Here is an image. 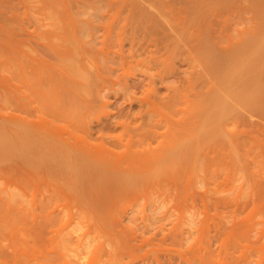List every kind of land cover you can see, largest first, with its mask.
Masks as SVG:
<instances>
[{
	"label": "rangeland",
	"instance_id": "1",
	"mask_svg": "<svg viewBox=\"0 0 264 264\" xmlns=\"http://www.w3.org/2000/svg\"><path fill=\"white\" fill-rule=\"evenodd\" d=\"M184 1L185 4L183 3ZM184 1L0 0V115L2 113L1 116H3L0 118V129L2 128L1 130L3 131H0V136L2 135V141L0 140V143L3 142V144H0L1 244H36V235L32 230L33 221L31 220L34 213L33 211H37L39 213L40 209L38 206L41 202L42 195H49V193L55 189L57 191V195L52 193L55 200L51 196V198H53L51 202L53 203H51L50 206L52 208H55L56 205L53 204L58 203L57 206H60V208L58 207L59 210L56 209L57 207L55 208L56 211H59V214L58 211L56 212V217H59V221L55 218L54 224L56 225V228H58L59 226H61L62 222L64 223V227L69 223L67 227L68 232L67 228H65V233H68V236L70 234L72 237L75 236L76 239L75 237L74 239L77 243L79 242L77 241L78 234L80 235L82 232H85L84 230L88 229V233H86L90 236V231L92 232L94 230V232L91 233V235H94L96 225L98 226L100 224L97 219L107 215V219H109L112 213L115 214H112V216H121V224L123 225V227L127 231L136 230L138 232L136 233L139 235V237L148 236L153 231H155V228L153 227H155V224H157L156 222L159 218L158 216H163L162 214L173 216L170 220L164 222L166 225L170 222L175 221V219L177 218L175 216L179 215L182 217V220H176V222L173 223L176 225V227L177 225H179V227H182V229L184 230L181 231L184 234L182 240V243H184V247H181L177 242V244H179L178 247H181V250L184 249L182 254H187L188 248H193L196 245L197 247L195 249L201 247L203 250V247L205 246L204 243L208 242V240L206 241L207 238H205L207 234H210L209 236L212 237L211 233L216 232L217 230L214 229V226L216 225L215 228H219L225 222L223 226L226 225L227 227L222 226V228L220 229L221 233H219L218 236H215V233H213L214 240L213 238H210V240H213V242L211 241V247L217 249L219 246V249L221 248V243L219 244L218 242H221V237H224V235H228L227 230H229V227L231 226L232 232L229 238L232 245L231 253L233 254L231 255L230 259L233 260L230 261L229 259V261L227 262H234V264H236L235 262L238 261L239 255L241 256L240 259H242V255L248 253V255H245L247 256V258L243 257L244 260L246 259V263L248 260V264H264V133L251 135L250 138L247 139L246 144L240 145H236V143L234 144L233 140L231 142V140L227 138L228 135L223 134L226 135L225 141H227L228 139L230 141H228L230 144L224 142L222 138L223 142L227 143L228 145L225 144L223 148L217 147L218 149H213L214 151H211V149L209 151L210 153H206V151H204L202 147L199 146L201 150L198 154L197 148L195 149V146H193L195 145V142L193 143L190 139L189 141L191 142L189 143V141L187 140L188 135L184 136V142L187 143L188 141L189 145L191 144L190 147H188L189 149H182V151L181 148H179L181 146H176L175 148L173 145L174 142L176 144L178 143V145L181 142H179L180 139H178V142L176 141L177 137H179L180 134L178 133L176 135H173V133H171V129L170 131L165 133L164 136L157 137L156 140H154V142L152 141L151 143L153 147L149 155L153 159L161 156L162 158L160 157V159H158V162L155 161V159L154 161L150 162L139 160L134 163V165L147 164L150 167L148 171L150 175L144 173V175H146L141 180L143 184L141 182L140 184L138 182L139 185L135 184L139 188H129L128 185H133L132 180H130V183H128L129 181L124 182L122 179V181L118 179L114 180L117 182V186L120 185V181L121 184L124 183V185L121 189L122 195L120 197V200L113 206V208L115 207V209H112L111 211H109V209H106L107 206L105 207L106 204H104L112 196L111 192H107L108 190L106 188L108 185H110L112 188L113 186L116 187V182L112 184L113 181L109 182V180H107L105 183L104 181L102 183L99 180H96L97 182L95 180H90L86 183L78 180V182H75L76 184L72 182L73 184L71 183V185H69L70 183L65 184L63 180H58L55 177V180L53 179V177L50 178L49 174L47 175V177L45 176V165L47 164L46 162H49L50 160H47L45 162L43 158L49 155V151H46L47 148H45V151L47 152V154L45 153V155L42 151V149L44 148L41 149V147L43 146L41 144H43L44 142L43 138H45L46 136L42 135L43 142L40 143L38 140L39 136L34 135L37 133V128L35 127L36 122H40V124L38 123V126H42L41 121H45L43 124L47 123L46 125L50 127L53 123L54 126L52 125V130L56 126H59V124H61L62 126H66V128L62 126L59 127L61 129L64 128L61 130L60 135L67 136L69 133H72V137L74 138L75 132L73 130L75 127L73 126L74 123L78 125L80 124V122L76 121V117L78 113L82 111L81 102L83 99L89 96L90 91L88 90V87L91 85V82H93L94 79L99 81V74L104 73V71L108 67V63L106 62V58L108 57L106 53H111L108 56H111V59H109L112 60V55L114 53L113 51L118 48V45L120 43V39L118 37V29L121 28L120 25L122 26L124 25L125 21H128L126 23V26L124 27V30H126V32L124 31V33H121L120 31V37H123L121 40L124 52L128 54L131 49L130 36L134 30L138 29V27L139 29L141 28V25L139 26V24H142L144 27L149 26L150 28L153 25L151 29H153V31H156L157 33L153 31H150V33H156L155 35H158L161 28L158 29V27L160 26H157V23L161 21L163 22L170 16V12L168 11L169 9L167 6H171L172 9L175 8L177 10H180L183 5H185L186 7L188 6L189 8L191 0ZM188 1L189 3L187 4ZM207 1L208 0H204L203 3H201L204 4L205 7H207L206 11H208V8L211 7L212 4L214 5L212 1ZM233 1L235 0H231L230 2ZM236 1H239L240 3V0ZM236 1L235 3H232L234 4V6L235 4L237 7L238 5H242L241 3H236ZM248 1H251L252 3L258 2L257 4H261L259 6V8H261V11L259 10V13H257L256 9L251 8L253 6H257V4L252 3L251 5H249L246 12H244V8V10H240L242 6L238 7L239 11L236 10V7V11L232 12H228L226 6H224L226 10L224 11L223 8L222 15H220V18H223L224 20L222 21L221 19H219V21L221 25L225 24L224 26L226 31L225 35H222V39L220 38L221 41L219 45H214L215 48H221V46L225 44L227 37H231L233 40H236L241 29L247 26L249 27L250 25H252V23L255 22V20L257 21L259 18L262 19V21L259 19L258 22L254 24H257L259 26L261 23H263L261 24V29L263 30L260 29V31L264 32V16H262L264 14V1L261 0V2L260 0H245L244 2H246V5L244 6H248ZM206 3L212 4L207 5ZM256 8L259 9L258 6ZM224 12L228 17H226V14H224ZM254 12H256L257 15ZM162 13L165 16H163ZM254 14L256 16L253 17ZM257 16H259L258 19L256 18ZM110 20L111 23L114 22L113 26H110L111 23L107 22ZM222 22L225 23L223 24ZM154 23H156V25ZM106 24H109V30L111 31H106L107 35L105 34L106 27H104V25L108 26ZM154 25L157 27H155ZM143 26L142 28H144ZM146 29L147 28H144L145 31L149 32L150 29ZM248 36L251 35L247 34L245 38H248ZM206 38L208 37L204 34V42L205 40L207 41ZM55 47L57 48V50L60 49L61 54L64 55H59L60 50L58 51L59 53H54L53 49L56 50ZM198 48L193 50L192 53H198ZM64 51H66V54L64 53ZM137 53H139L140 55H137L138 58L141 59L145 58V53L147 52L138 51ZM175 60L176 61L174 62V64L176 65V67H178L177 69H179V75L176 74L170 76L169 78H167V83L175 82L179 76L189 74V71L192 69H190L189 63L181 62L179 58H176ZM135 64L134 66L132 65L130 67L132 70L128 68L129 70H127L124 74L126 75V77L128 76L130 81L142 79L143 75L141 73H143V70L141 68L143 65H147V63L145 62L138 64L137 66ZM36 65L38 67H36ZM119 71L120 70H117L116 72ZM122 71L123 70H121L120 72ZM74 81L80 83L76 86L77 88H75L74 86ZM141 86L139 87V89H137L138 96L142 95L143 86ZM64 88L66 91H68V88L72 89L73 92L71 91L72 94L69 97L71 101L67 96H65L63 99L57 98L58 90ZM164 92H167V90L161 88L160 94H163ZM207 97L208 95H205L204 98H201V100L203 99L201 101V104L205 106L206 109H202L200 111V115H202L203 119L199 115V126L196 125L197 130L195 129L197 133H199L198 136L194 130V132L196 133L195 136H197V138L205 137V135H207L205 138H210V133L208 132V129L206 130L207 122L205 120L207 117L205 116L206 114H204L206 113L205 110L208 111L206 105L209 97L208 99ZM110 98L114 99L112 95L110 96ZM122 98L123 96H120L119 98L113 100L112 105L109 106V109L114 110L117 109L115 108V106H125L126 109L130 108L129 110H132V112H130L134 114L141 108L139 102L136 101L130 106V104L125 101L124 98ZM197 102L199 101L196 100V103ZM57 109H59V111H62V115H60V118L54 112V110L56 111ZM100 109L103 110L102 108H97V111L95 113L93 112L92 114V116L95 117L97 115L98 117L102 115V119H99L98 121L94 118V121L92 122L93 125H95L94 131L92 133L90 132L91 135L90 137H88V140L94 142L103 138L107 141L110 139L109 136L113 134L123 136L126 140V138L129 136H126L122 132L120 126L115 125L116 127H113V124L115 123L111 122V118L109 119L105 117L106 115L101 114L100 112L102 111ZM98 110L100 111L98 112ZM52 111L55 114H53ZM159 112H164L165 114L166 110L161 108L159 109ZM12 114H14L13 116L16 120H14ZM53 115H57L58 119ZM92 116L89 119H93ZM158 116L160 117V115ZM19 118L23 122H20L21 120ZM44 118H46V120ZM47 119H49V121H47ZM26 122L27 126L25 125ZM101 123L107 124L109 126V128H106L107 130H103L102 133L98 128H96L98 127V124ZM28 125L31 127H29ZM230 127L234 128L233 131L238 133L241 130V125H239L238 123L233 126L231 125ZM57 128L55 129L57 130ZM43 129L45 128H42V130ZM55 129L54 131H56ZM10 131H12L11 134ZM79 131H76L77 134L79 133ZM13 132H16L17 134L15 133L16 136L12 138ZM30 132H33L34 134ZM2 133H4L6 136ZM31 134L32 136H29ZM214 134L213 137L215 136ZM3 136L4 139L6 138V142L9 140V143H7V147L6 145H4L5 141H3ZM34 136H36V138ZM181 136L183 135L181 134ZM220 136H222V134ZM33 139H35L34 142L32 141ZM37 140L41 146L38 145V143L35 144ZM194 140L196 141V139ZM204 140L205 139L203 138V141ZM12 141L14 143H12ZM199 141L200 142H197L199 143L198 145L201 144L202 140ZM35 151L37 152L35 153ZM196 152L197 156L200 157L204 152V156H202L201 159L199 157V161L194 162L192 157H194ZM40 153H43L44 157L43 155L39 156L41 155ZM192 154L194 155L192 156ZM207 156L209 159L208 161L206 160ZM39 157L41 160H43L41 161ZM189 158L191 160H189ZM203 158L207 162H203ZM51 159V161L54 160L53 157ZM43 161L45 165L42 164ZM147 165H145L146 168ZM46 166H48V164ZM50 166L53 167V164ZM48 168L50 167H47V170ZM51 171L53 172V170ZM51 171L48 173L51 174ZM34 176H38V178H40L41 180H45V176L47 180H45L46 182L44 180V182L40 181V179L36 180V177ZM42 176L43 178H41ZM31 177L34 178V181H37L38 186H34L35 183H33ZM26 178L31 182H27ZM47 182L50 184L47 185ZM27 183H29V186L27 185ZM32 186L35 188H33ZM111 187L108 186L109 191L112 189ZM92 189L95 190L93 193L91 192ZM95 192L96 195H100L102 193L100 195V198L103 199L104 208H99L100 206L98 207V205L96 206L97 203L93 196L95 195ZM60 211H62L63 213H60ZM70 211L71 213H69ZM143 212L149 215V221L150 215L151 217H155L156 221L153 220V223L155 222V224L151 223L153 218H151L150 222H147V220L146 222H143L142 220L140 221L139 217L137 220H133L132 216L141 214ZM69 214L71 220L74 217V222H66L69 219ZM71 214H73V217ZM184 216L186 219L189 218V223L190 218L192 220L194 216H199V219L200 217H207L205 222H202V227H199L200 229H202V231L209 229L207 231H204L205 234L206 232L207 234L205 235L198 228V226L201 224L200 223L198 225V223L201 221H195L196 225H191L190 229V224L195 222L191 221V223H188V225V220L186 221L184 219ZM211 217L214 218V220H212ZM61 218L63 219L62 222ZM104 218L105 217H103L102 219ZM196 218L198 219V217ZM104 220H106V218ZM201 220L204 221L203 218ZM219 220L222 222H219ZM100 221L102 222V220ZM59 222L61 224L57 226ZM147 223H150L151 226L149 225L150 227L147 226L146 228ZM220 223L222 224L220 225ZM172 224L169 225V229L173 227L174 224ZM165 225L163 229L165 228ZM88 226L89 228L91 227V229H89ZM64 227H62V229ZM176 227L173 231L177 229ZM168 228L162 230L167 233L169 231ZM70 229H72V232L74 230L77 236L72 235L74 233L70 232ZM162 230H159L160 232L158 231V235H162ZM187 230L188 232L190 231V233H188ZM210 230L211 232L208 233V231ZM176 232H179V229ZM82 234L79 237L82 238ZM71 236H69L70 239L72 238ZM89 236L87 238H89ZM217 238L221 240H218ZM60 239H55L54 241L56 242H54L53 244H55L57 248H62V250L70 247L68 249L69 253H67V250H65L67 254H70V256H68L69 259H74L76 262L78 258V260H81L82 263L84 262L83 264H87V261L88 264H95L94 262H96L97 264H102V262L103 264L107 263V257L102 255V251L100 249L97 251L101 254L98 255V252L96 253L95 249L93 250V252H95L94 255H90L92 254L90 252L92 251V249H94L92 248L94 247V242L93 244H90L91 242L89 241V239H87L88 241H86L84 238L83 241L88 242L90 244H88L90 247L87 244L86 245L88 247H84L83 243L81 245L83 246V248L80 247L85 250L87 248H92L91 250L89 249L90 251L86 250V254L84 253L85 250L82 253L80 252V254H82L81 258L83 259L78 257L80 256V254H78V256L76 257L80 249L77 251V253L75 252V250H77V246H75V244L72 245V242H74L73 238L71 242L70 240L66 241L65 239ZM169 239L170 238L167 239V242ZM155 240L156 241L154 244H152V246L148 245L147 250L152 249L151 247H154V245H156L154 247L155 249L158 248L156 243L158 239L155 238ZM247 241L250 242L249 246L248 244H246L248 243ZM169 244L170 243H168V247ZM190 244L194 245L191 246ZM170 245H172V243ZM242 246L245 249L246 246H248L247 250L249 251H244V253L241 254L240 252H243L244 250L243 248H241L242 250L240 249V247ZM43 248H45V246ZM143 248H145L144 250H146V245ZM191 248H189V251L192 250ZM108 249H110V247ZM141 249H139V252L141 251ZM155 249H152L151 252L150 250L146 251L149 254L148 257L151 261H149L148 257H145L146 255H148L147 253L144 254L145 256L141 257L142 253L140 252L141 254H139L137 249L136 257H140V259H142L138 261L137 259H135L133 261V264L134 262L135 264H142V262L140 261H143L144 259L148 261V263L145 261V264H150L149 262L154 264L155 260L153 263V260L151 258L154 257L153 259H155V256L153 255V257H150V255L153 254V252L155 254L158 251V249H156L157 251H155ZM160 250L164 251L165 249H163V247L159 249L160 254L164 256L165 252L161 253L162 251ZM170 250L171 249H169V251ZM169 251L168 253H170ZM159 252H157L155 255H157ZM174 252L173 250H171V253ZM215 252L217 251L215 250ZM167 255L168 254L166 253L165 258H162V260L164 259L167 261ZM219 255L221 254H218L217 257H219ZM214 256V264H217V262L220 264L221 262H224L223 254L221 255L223 257L220 256V259H218L216 255ZM176 257L175 259H173L175 262L178 260V258L176 259ZM127 259L128 258L126 257L125 260L128 261L129 259ZM183 259L185 258L183 257ZM183 259H180L179 257L178 261L184 262L186 260ZM91 260L93 261V263L90 262ZM241 262L242 264L245 263L243 262V259L239 262V264ZM177 263L178 262H176L175 264ZM180 263L183 264L182 262ZM184 263H186V261ZM195 264H197V262H195Z\"/></svg>",
	"mask_w": 264,
	"mask_h": 264
},
{
	"label": "bare ground",
	"instance_id": "2",
	"mask_svg": "<svg viewBox=\"0 0 264 264\" xmlns=\"http://www.w3.org/2000/svg\"><path fill=\"white\" fill-rule=\"evenodd\" d=\"M203 1L202 0H191L192 3L190 2L189 8L188 6L186 7L185 5H183L180 10H177L175 8L172 9L171 6H167L169 9L168 11L170 12V16L169 17L166 16L168 18H166L163 22L161 21L163 19H161L160 21L162 22V24L161 22H159L160 24L157 23V26H160L158 27V29L161 28L158 35H155L157 32L151 29L153 25L152 26L150 25L151 26L150 28L149 26L144 27L142 24H139V26L141 25V28L139 29L138 27V29L134 30L130 36L131 37V49L128 54L124 52L122 40H121L123 37L122 38L120 37L121 33H124V31L126 32V30H124V27L126 26V23L128 21L127 22L125 21L124 25L122 26L120 25L121 30L118 29V33H119L118 37L120 39L119 40L120 43L118 45V48L113 51L114 53L112 55V60H110L111 56H108L111 53H106L108 57L106 58L108 67L106 68L104 73L99 74L100 75L99 81L94 79V81L91 82V85L88 87L90 94L87 98L83 99L81 102L82 111H80L76 117L77 119L76 121L80 122V124L78 125L74 123V126H73L76 128V130L75 128L73 130L75 132L74 138L72 137L73 136L72 133L71 134L69 133L70 135L66 134L67 136L60 135L61 130L66 128V126H62L61 124H59V126L55 127V128L58 127L57 130L54 128L56 130L54 131V129L52 130L51 128L53 123L51 124V127H50L46 125L47 123L43 124L45 121L44 122L41 121L42 126L39 125L41 128L38 126V123L40 124V122L38 123L36 122L38 126L37 127L35 124V127L37 128L36 134H34L33 132H30L34 135L39 136L38 140L40 143L43 142V139H44L43 144H41L44 146V147L43 146L41 147V149L44 148L42 149L44 154L45 153L47 154L46 151H49L48 152L49 155L47 157H44L43 153L42 154L40 153L41 155H39V156L43 155L44 157L43 159L45 162L47 160L48 161L50 160L49 162H46L48 166H46L47 164L45 165L44 161L42 162V164H44L46 167L45 168L46 177L49 174L50 178L53 177L54 180L55 178L58 180H63L65 184L70 183L69 185H71L72 182L73 183L78 182V180H80L81 182H86V183L89 182L90 180H95V181L99 180L102 183L103 181L105 183L107 180H109V182L113 181L112 184L116 182L114 181L116 179L118 180L122 179L124 182L129 181L128 183H130L131 182L130 180H132V183L134 186L128 185L129 188H133V189L134 187L139 188L135 184L137 185L140 184L141 180L146 175V174L144 175V173L149 174L148 171L150 167L147 164L134 165V163L139 160L150 162V161H154L155 159H156L155 161L158 162V159H160L161 156L153 159L149 155L153 147L151 143L152 141L154 142V140H156L157 137L164 136L165 133H167L171 129H172L171 133H173V135H176L178 133L180 134V136L177 137L176 141L178 142V139H180L179 142L180 141L181 142L179 143V145L178 143L176 144L174 142L173 145L175 148L176 146H181L179 147L181 148V150L189 149L188 147H190L191 145V144L189 145V143L191 142L189 140L191 139L193 143L195 142L194 143L195 145L193 146H195V149L197 148L198 154H199V151L201 150L199 146L202 147V149L206 151V153H208L211 149H212L211 151H214L217 147L223 148L225 144L226 145L230 144L229 143L230 141L228 139L227 141H225L226 135H228L227 138H229L231 142L233 140L234 144L236 143V145H240V144H246L247 139L250 138L251 135H255V134L258 135V134L264 133V32L260 31L262 27L261 24L263 23H261L259 26L257 24H254L258 22V20L260 19V18L258 19L259 16H257L256 17L258 19L257 21L255 20V22L252 23V25H250L249 27L248 26L244 27L243 29L239 31V34L236 40H233L231 37H227L225 44L222 45L221 48L219 49L215 48L214 45H219L221 41L220 38L222 39V35L224 36L225 31H226L225 26H224L225 25L224 23L226 21L222 22L224 25H221L219 21V19H221L222 21L224 20L223 18H220V15H222V12H223L222 11L223 8H224V11L226 10L224 6H226L228 12L229 11L232 12L236 10L239 11L238 7H241V6L242 8L240 10L242 11V9L244 8L245 10L244 9L243 10L244 12H246L248 10L249 5H251L252 2L248 1L247 3L248 6H244L246 5V2H244L245 0L243 1L240 0V3L242 5H238L237 7L236 4L235 6L234 4H232V3H235L236 0L233 2H230L231 0H210V2L212 1L214 5L212 3H208L209 5L211 4L212 5L211 7L208 8V11H206L207 7H205L204 4H201L203 3ZM207 2H209V0ZM183 3L185 4V1ZM188 3L189 1L187 2V4ZM236 3H239V1L238 2L236 1ZM257 3H252V4H257ZM260 5L261 4H257L258 8ZM257 6H253V7L250 6V7L253 9H256L257 10L256 12L259 13V10L261 11V8L257 9L256 8ZM236 7L237 9L235 10ZM224 14L226 13L224 12ZM256 15L254 14L253 17ZM163 16L165 15L163 14ZM262 16H264V14ZM226 17H228L227 14H226ZM260 20L262 21V19ZM107 22L111 23V20ZM113 24L114 22H112L110 26H113ZM154 24L156 25V23ZM106 25L108 26L104 25V27H106L105 34L107 35L106 31L107 32H111V31L109 30V24H106ZM142 26L144 28L150 29L149 32L145 31L144 28H142ZM122 28H123V32H122ZM150 31L151 32L153 31L156 33L152 34L150 33ZM262 32H263V35H262ZM204 34L208 37L206 38L207 41L205 40V42L203 41L205 39V38L203 39ZM247 34L251 36H248V38L247 37L245 38ZM196 48L199 49L198 53H192V51L195 50ZM53 50H54V53L56 52L59 53L58 51L60 49L57 50L56 48V50L55 49ZM140 50L147 52L145 53L146 55L145 58H141V59L138 58L137 55H139V53L137 52L138 51L141 52ZM64 53L66 54V51H64ZM59 55L60 56L64 55V54H61V50H60ZM176 58H179L181 62L189 63V67L190 69L191 68L192 69L189 71V74H185V75L180 74L182 76H179L175 82L167 83L168 82L167 78H169L172 75H176V74L179 75V71H178L179 69H177L178 67H176V65L174 64V62L176 61L175 60ZM143 62L147 63V65H143L144 68L143 66L141 68L143 70V71L141 70L143 72L141 73L143 75L142 79L130 81L128 76L126 77V75H124L126 71L131 69L130 67L132 65L134 66L135 63H136L135 65L137 66L138 64H141ZM36 67L38 66L36 65ZM117 70H120V71L123 70V71L116 72ZM77 81H74L75 88H77L76 86L80 84L78 83L79 81L78 82ZM140 86L143 88V91H142V95L138 96L137 89H139ZM161 88L166 89L167 92L160 94ZM71 91H72L71 88H68V91H66L65 88L58 90L57 98L63 99L65 96L69 98L70 95L72 94ZM111 95L114 97V99L110 98ZM205 95H208L209 97V99L207 97L208 102L206 105L208 111L205 110L206 113H204L205 111L202 113L206 114L205 116L207 117L206 118L204 116L206 118L205 121L207 122L206 130L208 129V132L210 133L209 135L210 138H212L213 134L215 133L214 134L215 136L212 139L205 138L207 135H205V137L197 138L199 133H197L196 131L197 130L196 125H198V122L200 121L199 120L200 116L202 118V115H200L201 113L200 111L202 109H206L205 106L201 104V101L203 100V99L201 100V98H204ZM120 96L121 97L123 96L124 100L127 101L130 104V106L136 101L139 102L141 108L136 113L133 112L134 114L131 113L132 110H129L130 108L126 109L125 106L124 107L115 106V108L117 109L110 110L109 106L112 105L113 100L119 98ZM196 100H198L199 102L196 103ZM97 108H102L103 110L100 109L102 111L100 113L103 115H106L105 117L109 119L111 118L112 120L111 122L115 123L113 124V127L115 125L120 126L122 129V132L126 136H129V137H127L125 140L123 136H120L118 134H113L109 136L110 139L107 140L108 143L103 138L100 140L94 141V142L93 141L91 142L90 140H88V137H90L91 133L94 131L95 125H93L92 123L94 121V118L98 121L99 119H102L101 118L102 115H100L99 117L98 115L96 117L92 116L93 112L95 113L97 111ZM161 108L166 110L165 114L164 112H159V109ZM100 110H98V112ZM56 111L54 110V112L60 118L61 117L60 115H62V111H59V109H57ZM54 112L53 114H55ZM1 115H0V118L3 117ZM13 115L14 114H12V116ZM57 115L55 116L57 117ZM158 115H160V117ZM91 116L93 117V119L91 118L92 120L89 119ZM44 119L46 120V118ZM14 120H16L15 117H14ZM47 121H49V119H47ZM20 122H23V121L21 120ZM237 123L241 125V130L239 133L233 131L234 128L230 127L231 125L233 126V125H236ZM25 125L27 126V122ZM61 126L64 128L62 129L59 128ZM42 128H45L43 129L44 131L42 130ZM96 128H98L99 131L102 133V131L105 130L106 128H109V126L107 124L101 123V124H98V127ZM1 129L0 131H2ZM79 130L81 131V133ZM194 130L197 133V136H195L196 133L194 132ZM32 131H33V128H32ZM76 131H79V133L77 134ZM11 132L12 131H10V134ZM15 133L16 132H13V136L11 135L12 138L16 136ZM32 134L29 136H32ZM181 134L183 136H181ZM221 134L223 137L220 136ZM223 134H226V135H223ZM42 135L46 137L42 139L43 137ZM1 136H0V140L2 138ZM184 136L188 137L187 140L189 141V143L188 141L187 143L184 142ZM34 137L36 138V136ZM193 138L196 139V141ZM203 138L205 139L204 140L205 142L203 141ZM222 138L224 142H227L228 144L224 143ZM3 139H4V136H3ZM5 139L3 140L5 141L4 145H6L7 147L8 146L7 143H9V140L6 142ZM34 140L35 139H33L32 141L34 142ZM38 140L35 144L38 143ZM199 140H202L201 141L202 145L201 144L198 145L199 143L197 142H200ZM1 143L3 144V142ZM12 143L14 142L12 141ZM40 143H38V145H40ZM45 148H47L46 151H45ZM36 152L37 151H35V153ZM197 152L195 154L196 156L192 154V156L194 155V157H192L194 162L199 161L198 158L200 156H197ZM203 153H202V156H204ZM50 156L51 158L53 157L54 159L53 161H51L52 159L50 158ZM190 158L189 160H191ZM204 158H203L204 161L202 160L203 162H207L209 160L208 156L206 159L207 161H205ZM52 164H53V167L50 166ZM145 165H147V168ZM47 167H50L48 168V170L50 169L49 171L47 170ZM51 170H53V172ZM50 171H51V174L48 173ZM45 176L44 178L45 180H47ZM34 177H36L35 178L36 180L40 179L38 178V176H34ZM27 178H26L27 182H31ZM41 178H43V176ZM31 179L33 180L34 178L31 177ZM36 180L35 181L33 180V183H35L34 186H38ZM43 180L44 179L42 180L40 179V181H43ZM121 181L119 182L120 185L118 186L116 182L115 184L116 187L113 186V188L110 185H108L109 187L112 188V189L110 188L111 189L110 191L108 189V186L107 188L105 187L108 190L107 192H111L112 194V196L110 195L111 197L109 198V200H107L106 203H104L106 204L105 207L107 206L106 209H109V211H111L112 209H115V207L113 208V206L117 204L118 201L120 200V197L122 195L121 189L124 185V183L121 184ZM38 183H39V180H38ZM28 184L29 183H27V185ZM49 184L50 183H48L47 185ZM93 189H96V188H93ZM93 189L91 191L92 193L95 191ZM52 193L57 195V191L55 189L51 191L49 195L47 194L48 196L45 194L42 195L41 202L38 206L40 209L39 213L37 211H33L34 213L32 215L33 217L31 220L33 221L32 230L34 234L36 235L35 236L36 244L29 245V244H1L0 243V264H81L82 263L81 260H78V258L76 262L74 259L71 260L68 258L70 254H67V253H69L68 249L70 247L65 249L67 250V253H66L64 249L63 251L62 248H57V246L53 244L54 242H56L54 240L57 238L60 239L62 237L61 238L62 240L64 239L66 241L70 240L71 242L72 238L74 239L75 236L72 237L70 234V232H72V229H70V232H69L70 234L69 236L72 237L71 239L68 236V233H65L66 232L65 228H67L69 224L68 222L73 221L74 219L73 214H71L73 217V218L71 217L72 220L70 219V214L68 215L69 219L66 221L68 224L66 225L65 223L66 225L65 227H64V223L62 222L63 219L61 218L62 224L59 222L57 226H59L60 224L61 226H59L60 228L58 227L59 229L56 228L54 221H55V218L56 219L59 218V217L58 218L56 217V212L59 210L58 207L60 208V206H57L58 203L53 204V205H56L57 208L56 207L55 208L58 209L57 211L55 208H52L50 206L51 203H53L51 201L54 198L53 197L54 195H52ZM94 194L95 195L93 194L91 195L94 196V199L97 203L96 206L98 205V207L100 206L99 208L101 207L104 208L103 199L100 198L101 197L100 195L102 193L100 195L99 194L96 195V192H95ZM51 196L53 198H51ZM62 211H60V213ZM69 213H71V211ZM58 214H59V211H58ZM112 214L109 219H107L108 215L103 216L106 218L107 222L106 220H104L105 218L102 219L103 217L102 218L100 217L101 219L100 218L97 219L100 224L96 223L99 225L98 226L96 225L94 235H91V233H93L94 230L92 229L93 230L92 232L89 230L90 236L92 238L87 234L88 229L84 230L85 232H82L83 234L81 233L83 239L79 237L81 234L80 235L78 234L77 236L75 231L73 230L72 233L74 234L72 235H76L78 239L77 241L79 242L77 243L75 241L76 239L75 237L73 241L76 243L72 242L73 244L72 243L71 244L72 245L75 244V246H77L76 247L77 250H75L76 253L79 249L82 250V251L80 250L78 251L76 257L78 256V254H80V252L82 253L85 250V249H82L83 246L88 247L90 244H93L94 242V245H93L94 247H92L94 249L91 248L92 251L90 252L92 253L90 254L91 256H93L95 253L93 252V250L96 249L95 251L97 253L98 252L97 250L100 249L102 251V255L107 257L106 264H133V261L135 259H137V261L142 259V258L140 259V257H136L137 255L136 250L138 249V252H139V249L145 247L146 245V250H144L145 248H143L140 251L143 255L139 252V254H141V257L145 256L144 254L147 253L146 251L150 250L151 252L152 249L153 250L155 249L154 247L156 245H154V247H151L152 249H148V250H147V247L148 245L152 246V244L155 243L156 241L155 238H156L158 239V241L156 242L157 247H158L156 249H158V251L156 249L155 251L159 252V249L163 247V249L165 250L164 251L160 250V251H162L161 253L163 252L165 253H164V256H162L160 252L158 253L160 255L158 254L155 255L157 252L155 254L153 252V254H151L150 257H153V255L155 256V259H153L154 257L151 258L153 260V263L155 260L154 264H173V261H174L173 259H175L176 256H177L176 259L178 258V260H179V257L180 259H183L184 257L186 260L185 259L183 260H185L187 264H195V262H197V264H214V260H215L214 255H216L217 257L218 254L224 255V260L222 258L224 262H221V264H230V263L234 264V262H230V263L227 262L229 261L231 255L233 254L231 253L232 245H231L230 238H229L232 232L231 226L230 227L228 226L229 230L226 229L228 233L227 236L224 235V237H221L222 240L217 238L218 240H221V242L220 241L218 242L219 244L221 243L220 244L221 248L219 249V246L217 249L214 247L213 248L211 247L212 242L214 240L213 233H215V236H218V234L221 233L220 229L222 228L225 222L223 224L220 223V225L222 224V226L219 228L218 227L215 228L216 225L214 226V229H217V230L216 232L211 233L212 237H210L209 236L210 234L208 235L206 232L207 236L205 238H207L206 241L208 240V242L204 243L205 246L203 247V250L201 247L200 248L198 247L197 249H195L197 245L193 247L194 250L193 248L189 247L192 250L189 251V248H188V251H187L188 253L186 252L188 254L187 255V254H182L184 249L183 250L180 249L181 247H184V243H182L184 234L181 232L184 230L182 229V227L180 228L179 225H177L176 227V225L173 223V222H176V220L181 221L182 220L181 216L176 215L175 217L177 218L175 219V221L173 222L168 221L171 224L172 223L174 224V225L172 224L173 227L169 229L168 227L171 224L168 223L165 225L164 222L167 220H170L173 216H169V215L167 216V214H162L163 216H158L159 217L158 219L156 217L157 224H155V222L153 223V220H155V217H151L150 215V221H151V218H153L151 223L155 224V227H153L152 225V227L155 228V231H153L148 236L139 237V235L137 234L138 232L136 230L127 231L123 227V225L121 224L122 223L121 216L116 217L114 216L115 214L113 216ZM132 217H133V220L134 219L137 220L139 217L140 221L142 220L143 222L144 221L146 222L147 220V222H150L149 215L144 212L138 215H134ZM196 217H198V219ZM202 218L204 221L201 220ZM184 219L186 221L188 220L187 222L188 224L189 218L186 219L184 216ZM206 219L207 217H200L199 219V216H194L192 220L190 218V223L191 221H194V222L201 221L198 223V225L201 223L198 226V228L199 227L201 228L203 225L202 222L204 223ZM100 220H102V222ZM212 220H214V218H212ZM219 222H222V221L219 220ZM194 224L196 225V222L190 224L189 228L191 227V225L193 226ZM149 225L151 226L150 223L149 224L147 223L146 228ZM164 225H165L164 229L166 228L169 229L167 233L163 231ZM62 227L64 228L62 229ZM175 227L177 229L173 231ZM223 227H227V226L225 225ZM89 229H91V227ZM178 229H179V232H176L178 231ZM159 230H162L163 232L162 235H158ZM200 230L202 231V229ZM207 230H204V231H207ZM204 231H202V233L205 234ZM67 232H68V228H67ZM210 232L211 230L208 231V233ZM188 233H190V231ZM60 234L61 235L64 234V235L61 236ZM87 235L89 236V238H87L88 237ZM208 236H209V239H208ZM84 238L86 241H88L87 239H89L91 243L89 244L88 242L83 241ZM168 238H170L169 240L171 241L168 240L167 242ZM210 238H213V240L212 239L210 240ZM177 242L180 244L181 247H178L179 244H177ZM247 242L248 243L246 244H248L249 246L250 242L249 241ZM82 243H83V246H81ZM165 243L167 247L165 246ZM168 243L170 244L172 243V245L169 244V247H168ZM175 243L177 246L175 245ZM86 244L87 245L89 244V245L87 246ZM173 244L175 247L173 246ZM193 245L194 244H192L191 246ZM44 246L45 248H43ZM108 246L110 247V249H108L109 248ZM248 246H246V249L243 248V246L240 247V249L241 248L244 249L243 252H240V253L242 254L244 253V251L248 252L249 251L247 250ZM56 248L59 250H57ZM89 249L90 248H87L86 250L90 251L91 249L90 250ZM169 249L175 252L171 253V250L169 251ZM86 250L84 251V253L86 252ZM215 250L217 252H215ZM168 251L170 253H168ZM166 253L168 254L167 261L164 259L162 260V258H165ZM99 254L101 253L98 252V255ZM246 254L248 255V253ZM246 254L242 255L243 262L245 263H246V259L244 260V258L245 257L247 258V256H245ZM81 255L82 254H80V256L78 257L81 258L82 257ZM221 255H219V257L217 258L220 259L221 257H223ZM148 256L149 254L146 255L145 257H148ZM126 257L129 259V260L127 259L128 261L125 260ZM240 257L241 256L239 255V259ZM239 259L238 261L235 262L236 264H239V262L242 261V259H240V261ZM178 260L176 261L178 262L177 264H179L180 262H182L183 264H186L184 263L185 261L183 262V261H178ZM231 260L233 259H230V261ZM145 261L146 259L140 262H142V264L143 263L145 264ZM149 261L151 260L149 259ZM90 262L93 263L92 260ZM146 262L148 263V261ZM176 262L174 261V264ZM86 263L88 264V261ZM94 263L97 264L96 262ZM149 263L152 264L151 262ZM217 264H220V263L217 262ZM240 264H242V262ZM246 264H248V260Z\"/></svg>",
	"mask_w": 264,
	"mask_h": 264
}]
</instances>
